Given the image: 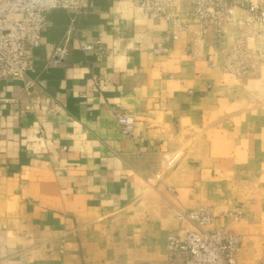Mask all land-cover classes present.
Instances as JSON below:
<instances>
[{
    "label": "crops",
    "instance_id": "0c3cea01",
    "mask_svg": "<svg viewBox=\"0 0 264 264\" xmlns=\"http://www.w3.org/2000/svg\"><path fill=\"white\" fill-rule=\"evenodd\" d=\"M71 14H48L33 85L0 80V264H163L179 211L202 205L241 236L234 264H264V23L235 7L222 33L184 12L176 30L89 0L67 35Z\"/></svg>",
    "mask_w": 264,
    "mask_h": 264
},
{
    "label": "built area",
    "instance_id": "2783aa9c",
    "mask_svg": "<svg viewBox=\"0 0 264 264\" xmlns=\"http://www.w3.org/2000/svg\"><path fill=\"white\" fill-rule=\"evenodd\" d=\"M88 1L0 0V80L21 79L28 87L33 85L34 80L28 78V71L31 67L28 54L30 49L40 46L42 34L48 26V14L54 10H66L72 13L66 31L67 35H71L75 32L76 14ZM178 1L130 0L134 6L149 13L152 17L162 18L171 23L176 30L185 26L178 19L179 12H184L188 17L198 19L203 26H213L218 33H222L235 7L248 11L247 24L252 21L264 23V0ZM173 37L176 38L177 34L174 33ZM81 46L85 51H93L99 55L109 52L101 39L83 40ZM166 50V45H159L155 48L156 53ZM66 53V48L61 44L58 45L53 52L51 62L63 64ZM238 60L236 58L234 63H238ZM244 69H246L245 66ZM244 69L238 72L241 73ZM96 80L98 82V78ZM116 117L121 132L131 137L135 136L136 119L134 115L118 111ZM174 159L175 156L167 158L165 165H170ZM212 216L213 208L210 205L180 210L178 219L184 224L185 233L173 232L167 235L166 259L163 264H234L241 236L226 228H206ZM188 223L193 224L195 228H190Z\"/></svg>",
    "mask_w": 264,
    "mask_h": 264
},
{
    "label": "rangeland",
    "instance_id": "374dc122",
    "mask_svg": "<svg viewBox=\"0 0 264 264\" xmlns=\"http://www.w3.org/2000/svg\"><path fill=\"white\" fill-rule=\"evenodd\" d=\"M237 215L240 217V216H241V212L239 211V212L237 213Z\"/></svg>",
    "mask_w": 264,
    "mask_h": 264
}]
</instances>
